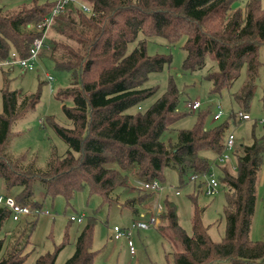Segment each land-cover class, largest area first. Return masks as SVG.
<instances>
[{
    "label": "trees",
    "instance_id": "16d2710c",
    "mask_svg": "<svg viewBox=\"0 0 264 264\" xmlns=\"http://www.w3.org/2000/svg\"><path fill=\"white\" fill-rule=\"evenodd\" d=\"M76 1L88 5L91 12L84 13L77 4L65 6L49 27L54 38L44 37L37 55L38 60H47L55 70L70 75L69 85L59 89L55 98L61 102L62 114L71 127L49 120L67 151L58 156L51 150L44 169L37 168L27 156H5L12 124L36 106L39 96L9 91L10 70L3 72L0 192L15 194L19 204L39 209L43 208L42 201L33 202L37 186L43 190V199L62 197L67 205L76 193L88 190L89 195L100 197L102 205L131 209L138 217L135 222L149 216L140 210L153 193L135 190L138 197L122 202L121 193L116 191L129 189V171L135 170V179L142 187L152 182L163 186L167 169L176 173L180 184L184 180L195 183L210 172L211 166H220L216 159L225 150L230 126L242 123L231 114L206 128L209 111L201 112L200 107L192 129L176 131L175 143L164 139L174 131L171 126L187 115L178 110L179 92L172 78L168 79L166 92L146 111L130 113L157 91V86H146L149 76L162 72L171 62L169 56L148 55V39L157 37L174 45L184 37L183 72L203 70L208 58L213 63L206 75L212 85L210 93L226 91L239 112L249 114L263 65L259 50L264 46V4L262 0ZM54 7L55 0L0 4V66L12 55L19 59L30 55L34 42L45 34L42 24ZM139 35L143 38L138 39ZM132 42L136 46L127 54ZM243 69L245 77L233 90ZM44 83L48 84L47 80ZM68 100L71 107L64 104ZM261 100L264 103V90ZM257 119L248 121L253 123L250 144H237L235 140L231 152L235 173L225 166L218 168V185L225 191V233L221 242L210 240L202 222L203 211L197 207L191 220L192 234L188 236L178 224L174 203L167 196L163 199L162 224L157 229L172 245L174 264H264V240L250 239L257 179L264 159V125H258ZM8 220L10 211L0 207V232ZM34 221L23 222L33 225ZM94 223L93 218L87 221L76 240L74 254L64 264H93L90 244ZM3 243L0 239V254ZM27 244L8 250L0 264H25L27 254L22 250ZM60 250L39 257L36 264H54Z\"/></svg>",
    "mask_w": 264,
    "mask_h": 264
},
{
    "label": "rangeland",
    "instance_id": "374dc122",
    "mask_svg": "<svg viewBox=\"0 0 264 264\" xmlns=\"http://www.w3.org/2000/svg\"><path fill=\"white\" fill-rule=\"evenodd\" d=\"M19 0L0 1V4H17ZM82 2H77V5ZM264 4V0H262ZM240 6L242 4H239ZM14 6V5H13ZM54 38L50 29L46 30L43 38ZM143 38L139 35L138 39ZM62 40V39H61ZM185 38L182 37L174 45H169L165 40L157 37L148 39L146 52L150 56L165 55L169 56L171 62L165 66L163 71L158 74H151L146 86H157V91L149 99L144 101L138 108H133L129 112H144L153 105L167 90L168 79L172 78L179 92L178 110L187 113L185 117L173 124L170 129L174 130L164 135V139H171L176 142V131L190 130L197 121L198 112H192L186 108V102L198 101L201 104L200 111H209L206 118V128H212L219 122L226 120L231 114H238L239 107L232 101L226 91L221 94H211V83L206 80L208 69L213 63L207 58V66L194 73H186L182 70V64L186 53L183 50ZM72 44L71 42H69ZM136 46L132 42L127 46L126 53L129 54ZM259 59L262 66L259 71L260 86L256 90L254 99L249 110L252 119L264 115V103L261 100L262 90H264V46L259 50ZM9 72L8 90L21 91L24 94H38L39 100L36 106L17 119L11 126L10 136L5 146V156L15 159L19 156H27L28 160L33 159L34 164L39 169H44L51 150L58 156H62L67 151V146L55 135L50 127L49 120L53 119L56 124L70 128V122L64 117L61 111L62 104L55 98L59 89H64L69 85L70 75L67 72L57 71L47 60H38L34 63V70L23 72L17 65L0 66V113L2 112L1 89L4 87L3 72ZM47 75L52 78L51 84L44 83ZM245 77V69L242 70L239 80L235 83L233 90H237ZM42 82V85H39ZM67 107L72 106L71 101H66ZM222 109V118L213 121L212 116L216 112V107ZM251 122H242L237 126L231 125L229 133L235 137L236 143L250 144L251 142ZM256 131H260L256 127ZM262 134V133H259ZM227 167L235 173V160L231 157L230 161L221 166H211L209 174L218 175V168ZM129 189L121 193V200L124 202L129 198L138 197L135 190L144 191L135 179V170L127 173ZM164 190L159 195L153 194L146 204L142 205L141 214H151L157 204L161 205L164 211L163 199L167 196L177 209V219L180 227L188 236L192 234V215L194 207L203 211L202 222L207 228V234L214 243H219L225 233V219L223 216V205L225 203V191L219 188L214 196L205 194V178L200 177L195 183L184 180L179 183L176 173L167 169L164 172ZM201 184L200 189L195 190V186ZM257 201L255 212L252 218L250 239L251 241L264 240V159L257 179ZM145 192V191H144ZM178 192V195L175 193ZM142 194V193H141ZM15 194H13L14 196ZM194 199V203L191 199ZM36 200L42 201L43 209L49 212L48 215L40 216L33 225L25 222L15 223L12 220L5 222L0 239L4 241L0 259L4 257L8 250L12 248L21 249L28 241L22 254H27L25 264H36L39 257L49 253L53 254L58 248L56 261L54 264H64L75 251L76 240L85 228L87 221L93 218L95 223L91 234L90 251L93 253V264H174V250L168 240L164 239L158 231L162 224L159 216V223L146 231L132 229L133 220L138 217L133 215L131 209L120 205L108 207L101 204V199L96 195H89L88 190L78 192L74 195L69 205L62 197L53 200L43 199V190L37 186ZM140 208V206H138ZM155 212V211H154ZM84 216L83 221H70V217ZM148 215L145 219H147ZM118 226L130 229V237L135 247V255H129L125 239L119 241L110 240L113 227ZM226 264V263H221Z\"/></svg>",
    "mask_w": 264,
    "mask_h": 264
},
{
    "label": "built area",
    "instance_id": "2783aa9c",
    "mask_svg": "<svg viewBox=\"0 0 264 264\" xmlns=\"http://www.w3.org/2000/svg\"><path fill=\"white\" fill-rule=\"evenodd\" d=\"M78 1L76 0H55V7L51 12V15L49 18L42 24V28H45V30H48L53 18L58 15L65 6L67 5H73L77 4ZM80 9L84 12L89 14L90 8L88 5L81 3L79 4ZM43 37L42 39L36 40L33 44V48L30 51V55L27 58L19 59L15 58L13 55L10 57L9 60L5 62L6 65H17L20 67L21 71L28 72L34 70V63L37 61V55L38 52L42 48L43 44ZM47 82L51 84L52 78L47 75ZM201 107L200 102L194 101L187 104V109L195 112ZM222 109L220 106L216 107V112L213 114V121H218L222 118ZM238 120L241 122H248L251 121L252 118L249 114L241 113L239 112L237 114ZM258 125H264V115L259 117L256 120ZM235 145V137L232 133H228L226 143H225V150L223 153L217 157L216 162L217 165H224L226 162L230 161L231 159V152ZM205 178V194L207 196H214L218 192V181L214 174H206L203 176ZM192 180H194L192 178ZM201 186V185H200ZM142 189L146 192H151L155 195H159L164 190V187L159 182H152L145 184ZM175 195H178V192L175 193ZM37 200H34L33 202H36ZM0 207H3L10 211V218L13 222L19 223L23 222L26 219H31L35 216H44L48 215L49 212L43 208L39 209H31L29 206H24L19 204L13 196L6 195L3 192H0ZM155 211V212H154ZM154 211H152L151 214H149L147 219L142 218L141 220L135 221L132 223V229H136L137 231H146L150 228H154L159 223V216L163 212L161 205L157 204V206L154 208ZM143 216V215H142ZM84 216H80L78 218L76 217H70V221L74 222H81L83 221ZM121 239H125L126 246L129 252V255L133 257L135 255V247L130 237V229H124L120 228L118 226L113 227L112 229V235L110 237V240L113 241H119Z\"/></svg>",
    "mask_w": 264,
    "mask_h": 264
},
{
    "label": "water",
    "instance_id": "95a60500",
    "mask_svg": "<svg viewBox=\"0 0 264 264\" xmlns=\"http://www.w3.org/2000/svg\"><path fill=\"white\" fill-rule=\"evenodd\" d=\"M257 84H258V81H257Z\"/></svg>",
    "mask_w": 264,
    "mask_h": 264
}]
</instances>
